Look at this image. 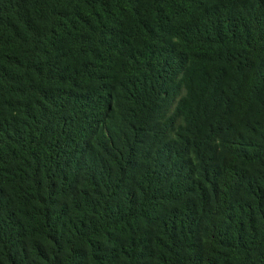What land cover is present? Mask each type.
I'll return each instance as SVG.
<instances>
[{"label": "trees", "instance_id": "16d2710c", "mask_svg": "<svg viewBox=\"0 0 264 264\" xmlns=\"http://www.w3.org/2000/svg\"><path fill=\"white\" fill-rule=\"evenodd\" d=\"M0 264H264V0H0Z\"/></svg>", "mask_w": 264, "mask_h": 264}]
</instances>
